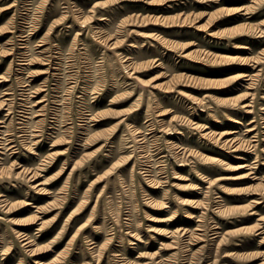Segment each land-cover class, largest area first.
Instances as JSON below:
<instances>
[{
  "label": "rangeland",
  "instance_id": "1",
  "mask_svg": "<svg viewBox=\"0 0 264 264\" xmlns=\"http://www.w3.org/2000/svg\"><path fill=\"white\" fill-rule=\"evenodd\" d=\"M3 98L0 264H264V0H0Z\"/></svg>",
  "mask_w": 264,
  "mask_h": 264
},
{
  "label": "bare ground",
  "instance_id": "2",
  "mask_svg": "<svg viewBox=\"0 0 264 264\" xmlns=\"http://www.w3.org/2000/svg\"><path fill=\"white\" fill-rule=\"evenodd\" d=\"M239 9V11H242V13L244 12V13H247L248 12V10H249V7L248 6H241L240 8H238ZM213 34L214 33H211V34H209V35H211V36H213ZM236 47H238V48H241V47H243V46H236ZM249 61L246 59V60H240V63H242V65H246L247 63H248ZM240 76V75H239ZM242 76V75H241ZM243 77H247V79L246 80H248V79H250L249 78V75L247 74V75H244L243 74ZM242 77V78H243ZM184 81H186L187 80V82H190V81H193V78L192 77H184ZM26 85V84H25ZM24 85V86H25ZM24 93V92H23ZM36 93V92H35ZM6 94H9V92H5L4 93V95H6ZM8 98H3L2 99V101L0 102V104H2V105H7V103H5L6 101L8 102ZM41 102V100H37L36 102H35V104L34 105H36V106H38L39 105V103ZM9 104V103H8ZM244 105H246V104H244ZM31 107V106H30ZM41 111H42V109H37V110H33L32 111V114H34L35 113V115L36 116H40L41 115ZM27 111H25L24 113H26ZM25 117V116H24ZM20 120H22V119H20ZM2 123H3V121L2 120H0V128L1 127H3V125H2ZM26 123V122H25ZM20 124H21V126H23V127H21L22 128V130L25 132L26 130V127H25V124H24V122H20ZM2 134V131L0 130V135ZM3 138L0 136V150H4L5 149V147H7L6 149L7 150H12V145H10L11 143H10V141L9 142H7V143H3L2 140ZM8 140V139H7ZM230 141H233V139H231ZM55 141L51 144V145H55ZM56 154V152H52V153H50L48 156H54ZM46 158V157H45ZM1 157H0V164H1ZM39 165H42V164H39ZM11 166H17V167H20V165L18 164V163H12L11 164ZM38 170H39V167L38 168H36L35 170H33L32 172H30V178H31V181H33V182H35V181H37L38 180V178L40 177V174L38 173ZM26 171H27V169H25V168H23V167H20V170L17 172V174L16 175H19V174H24V173H26ZM42 184V182H36L33 186L34 187H38V186H40ZM30 240L29 239H25L24 240V244H30Z\"/></svg>",
  "mask_w": 264,
  "mask_h": 264
},
{
  "label": "crops",
  "instance_id": "3",
  "mask_svg": "<svg viewBox=\"0 0 264 264\" xmlns=\"http://www.w3.org/2000/svg\"><path fill=\"white\" fill-rule=\"evenodd\" d=\"M239 8H240V7H239ZM239 14L244 15V14H246V13H244V12L242 13V11H240ZM202 16H203V12H200V18H201ZM187 19H188V15H187V16L185 15V16L182 18V21H181V22H182V23H185V21H186ZM207 26H208V25H207ZM201 30H202V29H201ZM212 33H214V32H212ZM209 34H211V33L209 32L208 35H209ZM210 36H211V35H210ZM240 46H242V45H240Z\"/></svg>",
  "mask_w": 264,
  "mask_h": 264
}]
</instances>
